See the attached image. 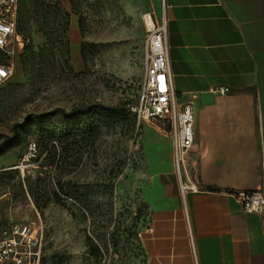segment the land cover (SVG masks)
I'll use <instances>...</instances> for the list:
<instances>
[{"label": "rangeland", "instance_id": "obj_1", "mask_svg": "<svg viewBox=\"0 0 264 264\" xmlns=\"http://www.w3.org/2000/svg\"><path fill=\"white\" fill-rule=\"evenodd\" d=\"M152 12L162 0H18L14 53L0 49L14 70L0 82V206L38 230L42 264H147L145 136L166 135L136 112Z\"/></svg>", "mask_w": 264, "mask_h": 264}, {"label": "crops", "instance_id": "obj_2", "mask_svg": "<svg viewBox=\"0 0 264 264\" xmlns=\"http://www.w3.org/2000/svg\"><path fill=\"white\" fill-rule=\"evenodd\" d=\"M165 4L177 104L195 111L188 172L199 191L182 197L172 139L147 129V264H264V215L246 214L233 195L261 187L264 0ZM3 218L0 206V238Z\"/></svg>", "mask_w": 264, "mask_h": 264}, {"label": "built area", "instance_id": "obj_3", "mask_svg": "<svg viewBox=\"0 0 264 264\" xmlns=\"http://www.w3.org/2000/svg\"><path fill=\"white\" fill-rule=\"evenodd\" d=\"M165 0L162 8L165 11ZM158 19L149 13V24L144 45L145 79L136 112L141 120L156 122L172 139V162L174 176L182 197L186 192L199 191L192 183L188 172V153L195 142V111L191 104L179 107L173 89L168 59L167 21L165 12ZM18 0H0V49L14 53L13 44L17 37ZM24 43H29L24 38ZM11 64L0 66V82L13 74ZM225 94L227 89L215 90ZM36 144L30 146V155L36 152ZM261 187L254 191L237 192L234 195L246 214L264 215V150L261 161ZM43 237L29 224L8 223L2 228L0 238V264H42Z\"/></svg>", "mask_w": 264, "mask_h": 264}, {"label": "trees", "instance_id": "obj_4", "mask_svg": "<svg viewBox=\"0 0 264 264\" xmlns=\"http://www.w3.org/2000/svg\"><path fill=\"white\" fill-rule=\"evenodd\" d=\"M48 42L53 46V44H54V41H52V39L51 38H48ZM4 65H6V64H4ZM91 114H96V112H94L93 110H92V112H90ZM60 114H62V115H64V116H66L67 118H71L72 119V117H75L76 116V114H74V113H66L64 110H62V109H56V110H54L53 112H51V114L50 115H60ZM31 120V118H29L28 119V121H30ZM72 121L74 122L75 121V118L74 119H72ZM49 136L51 137V138H54V137H56V136H54V134H53V132L52 133H50L49 134ZM65 134H61L60 136H57V139L58 140H64V139H66L65 138ZM36 144V147H37V143H35ZM4 154V151L1 149V147H0V156L1 155H3ZM4 174H7V173H4Z\"/></svg>", "mask_w": 264, "mask_h": 264}, {"label": "bare ground", "instance_id": "obj_5", "mask_svg": "<svg viewBox=\"0 0 264 264\" xmlns=\"http://www.w3.org/2000/svg\"><path fill=\"white\" fill-rule=\"evenodd\" d=\"M147 23H150V22H149V17H147Z\"/></svg>", "mask_w": 264, "mask_h": 264}]
</instances>
